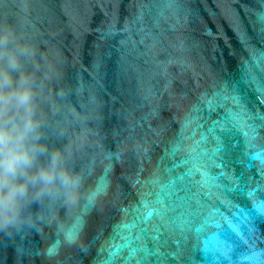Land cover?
I'll list each match as a JSON object with an SVG mask.
<instances>
[{"label": "water", "instance_id": "water-1", "mask_svg": "<svg viewBox=\"0 0 264 264\" xmlns=\"http://www.w3.org/2000/svg\"><path fill=\"white\" fill-rule=\"evenodd\" d=\"M5 27L105 194L34 205L0 264H264V0H0Z\"/></svg>", "mask_w": 264, "mask_h": 264}, {"label": "clouds", "instance_id": "clouds-1", "mask_svg": "<svg viewBox=\"0 0 264 264\" xmlns=\"http://www.w3.org/2000/svg\"><path fill=\"white\" fill-rule=\"evenodd\" d=\"M34 55L13 29H0V230L34 224L30 209L45 200L75 208L82 198L95 203L105 194L99 183L85 190L83 171L70 164L71 151L47 142L43 89L28 70ZM78 239L65 233L67 244Z\"/></svg>", "mask_w": 264, "mask_h": 264}]
</instances>
